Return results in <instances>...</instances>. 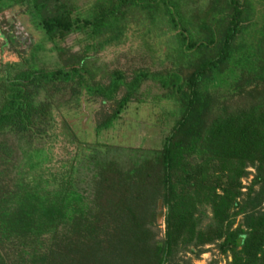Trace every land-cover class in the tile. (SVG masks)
<instances>
[{"label":"trees","instance_id":"obj_1","mask_svg":"<svg viewBox=\"0 0 264 264\" xmlns=\"http://www.w3.org/2000/svg\"><path fill=\"white\" fill-rule=\"evenodd\" d=\"M18 14L29 42L0 59V264H173L193 236L196 257L216 242L228 264H264V0H0L2 48ZM124 48L145 65L110 68ZM138 119L160 124L153 149L131 148Z\"/></svg>","mask_w":264,"mask_h":264},{"label":"rangeland","instance_id":"obj_2","mask_svg":"<svg viewBox=\"0 0 264 264\" xmlns=\"http://www.w3.org/2000/svg\"><path fill=\"white\" fill-rule=\"evenodd\" d=\"M87 2H88V0H77V4L80 6H83ZM16 17H17L16 23L15 24L13 23L14 24L13 28H11V29L8 28L10 25H13L12 23H10L8 27H5V29H7V30L9 29L10 36H12L14 38L16 43L11 45V46H3V48H2L1 47L2 46L1 40L4 39V37H0V59L1 58H4V59L8 58L11 53L15 54L14 51H16L17 47L21 48L29 42V39H28L29 38L28 23L26 21V16H24L22 14H18V16H16ZM0 31H2V29ZM1 33L2 32H0V34ZM71 37H73V36H71ZM71 39L72 38L68 39V41L66 42V45H70ZM125 49L126 48L121 49L119 51H115V52H111V53L106 54L107 60L112 61L110 68L121 69V70L127 71V70H131V68H137L140 65H145L144 63H146V61L144 59H142L141 57H139V58L138 57H136V58L128 57ZM75 50H77V46L74 48V51ZM149 86H150V84H149ZM151 87H152V88H150L151 96H153L155 93L159 92V90L156 89V86H151ZM259 87L261 89V86H259ZM246 91L248 93L250 91V93L253 94V93H255L254 92L255 88L251 87V88H248ZM211 92H212V95L215 97V101H216V98L221 97L222 94L224 93L223 89L214 90ZM218 92L219 93L223 92V93L218 94ZM121 93H122V91H121ZM121 93H119L118 95H120ZM251 94H250V96H251ZM224 95H225V93H224ZM53 97H54V101L56 102V104H64L65 101L68 99L67 94L64 92H59L57 94H54ZM249 98L251 99L252 97H249ZM219 100H220V98H219ZM242 100L243 99L239 98L237 95H231V96L227 95V100H226L225 106H227V108H229V109H233L236 106L240 105L242 103ZM218 103L220 104V101L217 102V106L219 105ZM107 106H108L107 103L103 104V106H99V109L104 110L107 108ZM213 111H217V109H213ZM97 115H98V112H96L95 116H97ZM137 121L139 123V132L137 133L138 139H136L134 141V144L131 145V148H134L133 150L139 148L142 151L147 150V149H153V147H155L158 144L157 138L160 135V131H159L161 128L160 124L157 122L153 125L148 126L147 125L148 123L144 120L138 119ZM156 124H158L159 126H157ZM141 139H142V141H141ZM45 142H46L45 139L39 138L36 140V143H39V144H42ZM58 151L59 150H57V152ZM58 154H59L58 159L61 160L63 158L62 152L59 151ZM19 156L20 155L17 156V159ZM246 171L248 172V175L245 177H242L241 181H240L241 182V189H240L241 193L245 192L246 187L250 184V181H251L252 176L254 174V168L252 166H247ZM217 192L220 193L219 190ZM107 199H111V198L107 197ZM110 202H113V201H110ZM110 202L109 201L106 202L105 206H108V204ZM156 209L160 210L161 212L157 215L154 224L151 226H148V227L152 228L151 232L154 234V240H161L164 237V231H165L164 215L163 214L165 213L166 208L162 207L160 205V202H158ZM198 211H200L201 213L199 214L197 212V213H195V215L197 217L201 216V218L199 220V223L197 225H195L194 234L201 233V231L206 232V230H208L207 224L210 223L211 216H212V210H211V207L209 206V204L207 205L205 203L203 206H198ZM231 218H234V219H233V224H232L230 229L235 230V229H237V227L242 222L243 214H237L235 217L232 216ZM241 228L244 229V227H241ZM188 231L184 232V234L182 235L184 238L190 237V234ZM113 242H114V238L111 239L110 234L108 235V238L105 237L104 242L101 241V243H100V246L102 249L101 254H103V256L109 255L110 244H112ZM195 245H196V236H193L192 238L190 237V239L187 238V240L184 242V245H182L180 243V246L184 247V249L178 248V250H176L175 259H174L173 264H228L232 259V255L230 252L221 253L219 251V249L217 248L216 242H210V243L207 242L205 244H202L201 246H198L199 249H203V252H201L199 254V256L196 257L195 252L193 253L190 251V249H193L194 248L193 246H195ZM86 251L87 250H83V252H86ZM82 254H84V253H81V255H78L75 253L74 254L75 257L73 255H71V258L74 257L75 258L74 260L76 262V258L83 257ZM105 259L108 260L107 257H105ZM62 261H63V264H66V263L71 264L73 262L70 259H68L66 262H64V259ZM62 261L60 258L57 259V264H61ZM118 261L116 260V262H118ZM82 262H80V263L82 264ZM116 262H114V263H116Z\"/></svg>","mask_w":264,"mask_h":264}]
</instances>
